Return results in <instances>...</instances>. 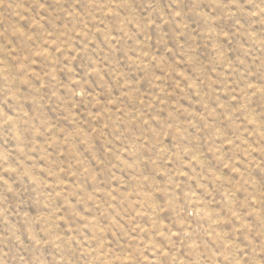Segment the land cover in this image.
I'll use <instances>...</instances> for the list:
<instances>
[{
  "label": "rangeland",
  "instance_id": "rangeland-1",
  "mask_svg": "<svg viewBox=\"0 0 264 264\" xmlns=\"http://www.w3.org/2000/svg\"><path fill=\"white\" fill-rule=\"evenodd\" d=\"M0 264H264V0H0Z\"/></svg>",
  "mask_w": 264,
  "mask_h": 264
}]
</instances>
